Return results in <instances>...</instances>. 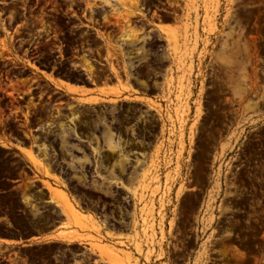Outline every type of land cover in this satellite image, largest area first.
Listing matches in <instances>:
<instances>
[{"label": "rangeland", "instance_id": "374dc122", "mask_svg": "<svg viewBox=\"0 0 264 264\" xmlns=\"http://www.w3.org/2000/svg\"><path fill=\"white\" fill-rule=\"evenodd\" d=\"M117 1L114 8L137 14L142 21L140 26L128 21L127 28L123 29L120 18L129 17L124 11L118 13L122 28L116 31L118 35L107 47L106 55L124 58L122 65L118 64L127 78L108 87L120 90L117 94L146 87L136 83L132 76L136 72L152 73L148 66L154 61L159 72L156 77L159 95L143 100L156 107L161 121L159 127H154L159 131L150 153L137 161L127 182L119 183L123 186L122 197L117 196L119 207L113 212L120 220L118 229L105 222V210L83 209L72 195L69 178H76L80 183L86 178L75 169L81 161L68 163L75 176L62 177L54 171L51 159L36 158L30 150L36 158V163L30 159L36 174L29 177L17 173L22 169L20 159L0 158V191L10 185L3 177L40 178L39 186L45 187L34 195L44 205L40 208L31 194L34 187L18 186L0 192V236L10 230L29 234L42 224L58 225L59 233H64L56 240L69 243L51 242L23 248L0 244V264H66L69 260L54 263L48 256V250L61 254L65 248L75 252L90 248L93 254L90 257L97 264H140L142 257L146 264L154 261L261 264L264 253V237L260 238L264 230V0ZM147 8L155 9V25L146 21ZM162 9L172 11L171 17L164 18ZM111 27L117 29L114 25ZM126 30L136 35L126 39L127 35L123 40L128 41H122L120 38ZM118 64L111 66L120 71ZM96 100V97L87 99ZM3 153L0 150V157ZM33 183L30 181L28 185ZM57 189L66 191L80 211L92 209L93 212L86 213H91L93 218H85L78 224L70 219L57 198ZM232 191H235L234 198ZM46 199L50 201L45 202ZM243 205L247 210L240 212ZM234 208L238 210L233 211ZM228 216L248 221V230L241 232L247 236L243 241L229 236L216 239L218 225ZM57 219L63 221L58 223ZM108 238L117 240L108 241ZM97 244L105 246L107 251L100 252ZM144 248H147L145 253ZM216 248L218 252H214ZM86 254L74 256V264H91L90 259L85 260Z\"/></svg>", "mask_w": 264, "mask_h": 264}, {"label": "flooded vegetation", "instance_id": "af4514ba", "mask_svg": "<svg viewBox=\"0 0 264 264\" xmlns=\"http://www.w3.org/2000/svg\"><path fill=\"white\" fill-rule=\"evenodd\" d=\"M118 3L117 0H0V115L3 117L0 150H4L0 158L20 159L22 169L17 173L29 177L36 173L24 150H31L36 158L51 159L54 171L62 177L75 176L68 163L81 161L75 169L86 178L84 183L69 178L72 195L83 209L105 210V222L113 229H118L120 223L113 214L119 207L117 196L122 197L123 186L119 183L127 182L137 161L150 153L159 131L154 127L161 125L156 107L143 100L159 95L156 88L159 72L154 61L148 66L152 73L136 72L132 76L136 83L146 87L124 90L121 94H117L120 90L108 87L126 80L127 74L118 64L122 65L124 58L107 56V47L116 39L120 25L126 29L128 21L138 26L142 21L137 14L108 7ZM162 10L164 18L171 17L172 11ZM123 11L129 18H120L119 25L118 13ZM144 12L148 14L146 21L155 25V9L147 8ZM125 35L120 40L128 41L123 40ZM136 62L140 64L137 59ZM114 63L120 71L111 66ZM66 84L79 90L69 91ZM93 97L98 100L87 101ZM2 179L10 185L0 192L28 186L34 187L31 194L37 196L45 189L39 186L40 178ZM30 181L35 183L28 185ZM231 196L235 197V191ZM35 202L39 208L44 206L39 200ZM243 206L240 212L247 210ZM84 211L93 212L92 209ZM247 222L228 216L218 225L216 239L229 236L243 241L247 236L241 232L248 230ZM46 227L49 225L42 224L33 232ZM10 233L22 234L15 230ZM262 237L264 230L260 233ZM89 249L75 252L65 248L62 255L55 253L57 250H48V256L54 263L69 260L66 264H74V256L86 252L85 260L97 264L90 257L93 254ZM218 251L219 248L214 250ZM261 264H264V253Z\"/></svg>", "mask_w": 264, "mask_h": 264}, {"label": "crops", "instance_id": "0c3cea01", "mask_svg": "<svg viewBox=\"0 0 264 264\" xmlns=\"http://www.w3.org/2000/svg\"><path fill=\"white\" fill-rule=\"evenodd\" d=\"M88 214L91 215V213H88ZM120 232L121 231H116V233H120ZM58 233H59V229H58V226L56 225L51 226V227L42 228L36 232H32L29 234L10 233L7 235L0 236V244L4 246H9V247L39 246V245H44V244L51 243V242L69 244L62 240H56L57 238H54V236L58 235ZM116 240L117 239L108 238V241H116ZM153 264H161V261H159L158 263L154 261Z\"/></svg>", "mask_w": 264, "mask_h": 264}, {"label": "bare ground", "instance_id": "6f19581e", "mask_svg": "<svg viewBox=\"0 0 264 264\" xmlns=\"http://www.w3.org/2000/svg\"><path fill=\"white\" fill-rule=\"evenodd\" d=\"M127 32V31H126ZM126 34V33H125ZM127 35H128V38H126V39H132L133 37H135V35H136V33L133 31H130L129 33L127 32V34L125 35L126 37H127ZM123 39H125V38H123ZM62 82V81H61ZM65 83V82H64ZM66 86H67V84H66ZM68 88H69V91L71 90V91H78V88L77 87H75V86H73V85H68L67 86ZM26 153H27V155L29 156V158L33 161V162H35L36 163V158L31 154V152H30V150H24ZM39 163H40V161H39ZM57 198H59L60 200H61V202H62V206L66 209V212H67V214H68V216H69V218L70 219H72V220H74L75 222H77V224H78V222H81V221H83L85 218L86 219H91V218H93L90 214H88V213H85V212H82V211H80L79 209H77L73 204H72V202H71V200L69 199V197H68V195H67V193H66V191H64V190H62V189H57ZM88 221V220H87ZM90 222V221H89ZM74 223V222H73ZM83 223V222H82ZM88 223V222H87ZM86 223V224H87ZM84 226V225H83ZM64 233V232H63ZM62 233V234H63ZM62 234H58V235H56V236H54V238H59V237H61V236H63ZM78 239V238H77ZM96 247L98 248V250L100 251V252H106L107 251V249L105 248V246H103V245H100V244H97L96 245Z\"/></svg>", "mask_w": 264, "mask_h": 264}, {"label": "built area", "instance_id": "2783aa9c", "mask_svg": "<svg viewBox=\"0 0 264 264\" xmlns=\"http://www.w3.org/2000/svg\"><path fill=\"white\" fill-rule=\"evenodd\" d=\"M116 6V4L115 5H109L108 7L109 8H114ZM157 249V247L155 246V250ZM132 251L134 252V254L136 255V256H138V253L134 250V249H132ZM147 251V248H144V253ZM140 264H146V261H145V259H144V257H142V258H140ZM151 264H153V263H151Z\"/></svg>", "mask_w": 264, "mask_h": 264}]
</instances>
